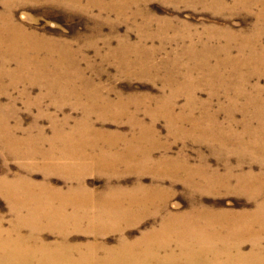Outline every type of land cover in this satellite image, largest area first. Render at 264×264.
<instances>
[{"label":"rangeland","instance_id":"obj_1","mask_svg":"<svg viewBox=\"0 0 264 264\" xmlns=\"http://www.w3.org/2000/svg\"><path fill=\"white\" fill-rule=\"evenodd\" d=\"M108 1L104 0V3ZM235 1L142 0L141 7L139 3L133 5L130 12H136L133 19H122L114 12L102 13L98 9L91 12L68 9L56 1L43 7L19 3L21 5L15 8L18 21L49 38L72 43L79 51L80 68L87 77L80 76V81L88 87L92 84L98 87L102 96L109 97L104 92L115 88L126 96L138 94L157 97L165 99L170 106L175 105L172 118L181 116L184 120H190L210 113L216 122L202 118V128L198 127L201 130L192 135L193 128L183 121H170L169 116L152 122L142 112L139 119L148 126L141 127L140 124L130 123L128 118L120 122L115 120L110 116L113 113L110 111L95 113L81 107L75 109L73 100L65 102V94L63 97L49 95L43 89H31L24 85L18 87L19 84L14 87L12 83L15 82L5 78L0 83V115L2 112L7 114L11 125L20 121L25 136L28 133L32 138L43 137L46 142L60 138L70 140L69 150L73 157L69 162V166H72L70 174L47 173L41 169L31 173L24 168L22 161L5 158L0 152V178L12 179L21 175L30 177L35 183H46L53 189L34 190L51 197L56 205L64 200L77 204L82 198L99 203L107 194L117 197L137 187L157 195H154L157 200L165 194L167 202L166 208L149 209L145 214L141 213L128 222L126 220L123 228L119 221L110 228L101 229L100 226L94 232L87 220H75L66 228L67 231L42 228L38 241L29 239L31 230L24 223L21 232L24 245L48 248L54 255L67 256L77 264L92 260L98 264H119L110 261L123 260L122 254L110 257L113 249H118L122 244L137 245L144 241L147 234L161 228L164 217L189 216L196 208L227 215L228 220L221 222L223 226L242 225L255 230L264 228V223H249L242 217L244 213L258 210L259 204L264 202V192L252 197L246 192L236 191L245 185L240 186L236 178L242 172L251 170L256 178H263L261 180L264 181V151L247 138L226 142H215L213 139L212 125L231 127L237 134H243L245 130L242 123L251 129L260 125L257 110L253 107L242 110L245 99L227 89L236 82V79H227L233 65L223 64L211 56L212 51L223 55L227 45L231 54L238 56L234 33H246L256 24L254 15L231 10ZM1 3L4 6L0 11L5 13L7 5ZM193 46L197 48L191 49ZM145 52H150L153 65L159 69L156 78L148 76V67L137 69L142 73L140 76L133 71H122L123 67H127L122 65L129 63H122L121 60L144 57ZM209 52L210 58L207 56ZM177 72L182 74L178 75ZM258 81L261 89L257 93L264 100V78L254 80L253 84ZM231 98L236 101L230 102ZM233 117L238 121L236 126H230L229 120ZM145 131L153 134L147 142L137 145L132 141L134 136L142 135ZM198 135H204L208 142L202 141ZM135 150L138 152L136 159L133 158ZM141 150L149 154L142 157ZM54 152L57 154V150ZM240 161L246 163L243 170L239 168ZM176 165L179 172L174 170ZM186 165L216 170L221 184L211 188L200 179L195 181L197 187H187L182 179L186 176L183 171ZM228 167L234 171L232 178H224ZM175 173L179 175L178 179L171 177ZM109 177L117 178L110 180ZM83 186L86 189H80ZM68 211L77 213L73 205ZM30 216L27 208H22L19 215L6 197L0 194V223L3 228L14 230L20 220L26 222ZM200 224L217 225L220 222L207 223L202 220ZM206 239L201 244L209 249V255L221 252L219 248L224 246L233 247L231 253H234L236 246L247 255L264 252V236L259 237L258 242L248 234L244 239ZM212 248L214 250L211 251ZM171 250L176 256L181 253L176 244L172 245ZM166 254L161 252L160 257L163 259ZM135 256L137 260L142 259L140 262L148 257L142 254Z\"/></svg>","mask_w":264,"mask_h":264},{"label":"bare ground","instance_id":"obj_2","mask_svg":"<svg viewBox=\"0 0 264 264\" xmlns=\"http://www.w3.org/2000/svg\"><path fill=\"white\" fill-rule=\"evenodd\" d=\"M0 1L7 5L5 13L0 11V83L5 78H9L12 82H15L12 83L14 87L19 84L18 87L24 85L31 89L35 87L43 89L49 95L58 94L63 97L65 94L67 98L65 102L69 103L73 100V104L76 105L75 109L79 110V107H81L83 110L95 113H101L103 110L110 111L113 112L110 116L115 120L120 122L124 118H128L130 123L140 124L141 127L148 126L139 119V115L142 112L150 117L152 122L158 118H167L169 116L170 121H183L193 128L192 135L201 130L202 118L216 123L210 113H204L201 118L196 117L190 120H184L181 116L172 118L171 114L175 111V105L170 106L165 99L157 97L140 96L138 94L126 96L116 91L115 88L104 92L109 97L102 96L98 87L93 86V84L88 87L80 81V76L83 78L87 77L80 68L79 51L74 48L72 43L49 38L16 19L17 11L15 8L21 5L19 3L43 7V5L55 3L54 1L61 3V6L68 9H77L82 12H91L98 9L102 13L114 12L122 19L128 17L133 19L136 17V12L130 13L133 11V5L139 3L141 7L142 0H109L106 3H104V0ZM1 2L0 8L3 5ZM231 10L254 15L256 24L246 33H234V45L239 52L238 56L234 57L231 54L228 45L223 50V55L220 52L214 53L212 51L211 56L223 64L233 65L227 79H236V82L231 86L232 88L228 87L227 89L236 92L239 94L238 97L245 99L242 110H247L251 107L257 110L256 116L260 125L255 129H251L242 123L243 128L245 127L243 134L235 133L231 127L221 128L218 125H212L213 139L215 142H226L228 140L243 141V138H247L264 151V100L260 99L262 96L257 93V90L261 89L259 81L253 84L254 80L264 78V0H236ZM196 48L197 46L191 47V49ZM210 54V52L207 53L208 58H210ZM194 57L196 58V55ZM125 61L129 63L122 65L127 66L122 69L125 73L133 71L140 76L142 73L137 71V69L148 67V76L150 78H156L158 75L159 69L153 65L150 52H145L144 57H138L134 60H130L129 57L121 60L122 63ZM176 74L181 75L182 73L177 72ZM235 101L236 99L234 98L230 99L232 103ZM241 113L244 116V113ZM81 121L88 122L89 120ZM229 121L230 126L238 125L236 117L231 118ZM200 126L201 128H198ZM24 131L20 121H17L15 125H11L7 114L1 113L0 152L5 158L22 161L24 168L31 173L41 169L47 173L68 172L67 174H70L72 166H69V162L73 157L69 150L70 140L60 138V140H49V142H46L42 139L43 137L32 138L28 133L25 136ZM152 135L150 132L145 131L142 135L134 136L132 141L137 145L145 143ZM198 136L202 137V141L208 142L207 138L203 137L204 135ZM55 150H57V154L54 152ZM148 154L149 152L143 151L141 156L145 157ZM135 155H138L136 150L133 153V158L136 159ZM88 157H90L89 154ZM41 161L44 162L43 165ZM245 164L240 161L239 168L243 170ZM176 166L174 170L179 172L180 169L178 165ZM249 167L251 168L252 165H249ZM180 168L182 169L181 166ZM183 171L186 176L182 179L187 187H197L198 184L195 181L200 179L204 181L203 184L211 188L221 184V177H218V172L210 170L208 167L186 165ZM177 175L175 173L171 177L178 179L179 175ZM233 175L234 171H231L230 167H228L224 178H232L234 177ZM27 177L20 175L12 179L10 177L0 178V194L6 197L19 215L22 212V208H27L31 212L28 221L20 220L14 230H6L0 223V264H77L69 260L67 256L54 255L48 248L42 246L33 248L32 246L24 245V238L21 236L24 223L31 230L29 239L38 241L42 228L50 227L65 231L75 220H77L76 222L78 220H87L94 232L98 231L97 228L100 226L101 229L103 227L110 228V225L115 226V224H119V221L121 223L120 227L123 228V225L127 224L126 220L128 222L133 217L140 216L141 213L145 214L149 209L160 210L167 206L165 194L164 197L157 200L155 197L157 195L138 187L137 189H131L132 191L128 193L119 194L117 197L107 194L99 203L90 201L88 198H82L77 204L64 200L56 205L52 202L51 197L44 193H36L34 190L53 188L48 187L46 183H35L30 177V179ZM116 178L109 177L110 180ZM236 178L240 181V186L245 184L241 186V189H236V191L246 192L251 194L252 197L260 196L264 192V189H259L264 187V181L261 180L263 178H256L251 170L242 172ZM80 189L86 188L83 186ZM108 189L121 188L108 187ZM140 191L144 192L142 193L143 195L139 194ZM71 205L74 206L76 214L69 213L68 210ZM259 205L256 212L244 213L242 217L246 218L249 223H264V202ZM226 216L222 213L213 214L202 211L199 208L191 211L189 216L168 215L163 218L161 228L147 234L143 242L132 246L122 244L118 249H113L110 252L112 253L110 257L122 254V262L115 259L110 261L119 262V264H264V252L263 254L251 253L247 255L238 250L237 246L233 250L234 253H231L233 247L224 246L219 248L222 250L221 252H216L213 255L207 254L209 249L203 248V244H201L205 238H207L206 240H210L212 237L226 240H231L232 237L244 239L248 234L253 239H257L256 242H258L259 237L264 236V228L255 230L242 225L223 226L224 224L221 222L228 220ZM19 217L21 218V216ZM202 220L207 223L218 221L220 224L203 225L200 224ZM211 228L214 229L212 230ZM206 232L207 234H205ZM173 244H176L181 250V253L177 254V256L171 250ZM212 250L214 249L212 248ZM161 252L167 253L163 259L160 257ZM135 254H142L148 257L140 262L139 260L142 259L137 260ZM79 264L98 263L92 260Z\"/></svg>","mask_w":264,"mask_h":264}]
</instances>
